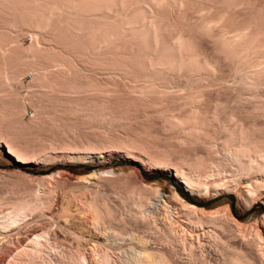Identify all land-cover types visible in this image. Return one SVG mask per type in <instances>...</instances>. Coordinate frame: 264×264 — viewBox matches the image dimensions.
Wrapping results in <instances>:
<instances>
[{
	"label": "bare ground",
	"instance_id": "obj_1",
	"mask_svg": "<svg viewBox=\"0 0 264 264\" xmlns=\"http://www.w3.org/2000/svg\"><path fill=\"white\" fill-rule=\"evenodd\" d=\"M243 11L250 16L240 23L234 15ZM0 15L31 18L54 38L65 37L49 49L41 48L34 38L29 49L33 54L45 52L46 62L66 72L74 73L72 63L81 61L113 68L125 78L178 74L196 81L214 75L216 67L229 66L234 90L264 84L259 73L264 65V14L253 0H0ZM190 97L198 101L204 95L200 90ZM222 101L213 107L215 119L225 106ZM226 118L219 136L224 158H199L192 172L177 168L174 177L185 190L198 193L234 190L248 207L264 195L263 122L246 126L233 112ZM210 124L201 110L170 121L171 126L188 128L198 137L207 135ZM7 152L23 161L12 145L7 144ZM59 153L52 151L45 157H89L80 150ZM131 154L130 159L140 164L136 174L165 167L164 159L138 151ZM120 172L101 169L79 176L81 180L76 176L72 184L90 177L112 179ZM24 178L36 186L24 189L25 194L14 191L9 197L0 196V239L10 242L0 264H264V214L244 222L234 216L228 203L205 208L184 199L173 187L142 181L125 197L136 200L137 211L119 218L116 208L103 198L105 191L95 185L89 195H81L84 200L79 198L83 207H78L76 215L61 206L62 220L55 218V226L70 229L74 240L67 242L53 224L32 225L43 216L52 218L54 175ZM71 216L74 222L68 226ZM85 228L94 233L88 236ZM12 230L15 239H9ZM50 254L53 257L48 258Z\"/></svg>",
	"mask_w": 264,
	"mask_h": 264
},
{
	"label": "rangeland",
	"instance_id": "obj_2",
	"mask_svg": "<svg viewBox=\"0 0 264 264\" xmlns=\"http://www.w3.org/2000/svg\"><path fill=\"white\" fill-rule=\"evenodd\" d=\"M253 2L261 10V15L264 14V0ZM234 16H238L241 23L248 20L250 13L243 11ZM51 34L43 31L41 24L31 18L0 15V196L9 197L14 191L25 194L24 189L36 186L24 175L51 174L54 175L51 183L57 186L53 199L56 201H52L49 209L52 218L43 216L32 223L33 226L53 224L54 227L55 218L62 220V207L76 215L78 207H83L81 195H89L88 191L97 188L95 185L105 191L103 198L116 208L119 218H129L137 211L138 205L136 200L125 197L133 186L140 185L142 181L159 183L167 189L173 187L176 191L179 188L194 204L205 208H217L228 203L234 216L244 222L264 214V195L246 207L234 190L198 193L185 190L180 179L174 177L177 168L192 172L193 164L199 158H224L222 137L219 136L223 132L222 120L227 119L230 112L246 126L263 122L261 126L264 127V106H259L264 103V84L249 85L242 89L244 92L234 90V72L229 66L216 67L213 76L205 75L196 81L178 74L155 79L143 76L125 78L117 75L113 68L81 61L72 63L75 72L70 73L46 62L45 52L33 54L29 49L34 38L43 49L52 48L55 40L65 39L54 38ZM259 68L260 78L263 76L264 81V65ZM200 90L204 98L198 101L191 99V93ZM239 92L244 97H239ZM219 99L225 101V106L223 111L218 110L219 117L215 119L213 107ZM198 110L211 119V124L206 127L207 135L198 137L189 133L188 128L170 125L175 116H185ZM7 144L20 152L23 161L15 160L7 152ZM70 150L88 152L89 157L83 160L63 155L45 157L52 151L62 153ZM133 151L164 159L165 167L141 169L140 175L136 174L135 168L140 164L130 159L134 157ZM101 169H121L123 173L114 175L112 179L90 177L89 181L82 179L83 182L77 186L72 184L76 176L83 177ZM70 218L66 225L74 222V218ZM28 227L21 228V232ZM55 227L57 235L66 237L67 242L72 241L70 229ZM87 229L88 236L94 233V230ZM9 234V239L16 238L15 230ZM9 245L10 242L0 239L1 259Z\"/></svg>",
	"mask_w": 264,
	"mask_h": 264
},
{
	"label": "trees",
	"instance_id": "obj_3",
	"mask_svg": "<svg viewBox=\"0 0 264 264\" xmlns=\"http://www.w3.org/2000/svg\"><path fill=\"white\" fill-rule=\"evenodd\" d=\"M177 191H179L180 193H182V194L184 195V198H186L187 200H189V201H191V202L194 203V201H192L191 198H190L188 195H186L182 190H180V189L178 188Z\"/></svg>",
	"mask_w": 264,
	"mask_h": 264
}]
</instances>
